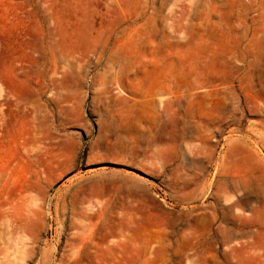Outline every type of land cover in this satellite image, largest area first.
Listing matches in <instances>:
<instances>
[{
	"label": "rangeland",
	"instance_id": "obj_1",
	"mask_svg": "<svg viewBox=\"0 0 264 264\" xmlns=\"http://www.w3.org/2000/svg\"><path fill=\"white\" fill-rule=\"evenodd\" d=\"M0 248L264 264V0H0Z\"/></svg>",
	"mask_w": 264,
	"mask_h": 264
},
{
	"label": "bare ground",
	"instance_id": "obj_2",
	"mask_svg": "<svg viewBox=\"0 0 264 264\" xmlns=\"http://www.w3.org/2000/svg\"><path fill=\"white\" fill-rule=\"evenodd\" d=\"M175 67H176V66H175ZM247 67H248V66H247ZM171 68H173V67H171ZM167 69H168V67H167ZM216 69H217V68H216ZM216 69H215L214 71H216ZM164 70H165V69H164ZM174 70L176 71V69H174ZM206 70H207V69H206ZM206 70H205V71H206ZM212 70H213V69H212ZM240 70H241V69H240ZM193 71H194V70H193ZM244 71H245V70H244ZM244 71H243V73H244ZM207 72H208V70H207ZM212 72H213V71H212ZM192 73H193V72H192ZM197 73H198V70H197ZM199 73H200V72H199ZM213 73H214V72H213ZM219 73H220V72H219ZM221 73H222V72H221ZM205 75H206V73H205ZM214 75H215V74H214ZM216 75H217V74H216ZM216 75H215V76H216ZM191 76H192V75H191ZM220 76H222V74H221V75H217V78H219ZM223 76H224V75H223ZM247 77H248V76H247ZM215 78H216V77H215ZM215 78H214V80H215ZM250 78H251V77H250ZM205 80H206V79H205ZM208 80H209V79H208ZM224 80H225V77H224ZM210 81H212V80H210ZM205 82H206V81H205ZM203 84H204V83H203ZM207 85H208V84H207ZM214 85H215V84H214ZM195 86H196V84H195ZM208 86H209V85H208ZM156 90H157V89H156ZM156 90H155V91H156ZM158 90H159V89H158ZM159 91H160V90H159ZM156 92H157V91H156ZM210 93H211V92H210ZM211 95H212V94H211ZM211 95H209V96H211ZM206 97H208V95H207ZM206 97H205V98H206ZM203 98H204V97H203ZM205 98H204V99H205ZM210 98H211V97H210ZM208 99H209V98H208ZM171 101H173V100H171ZM180 101H181V100H180ZM166 104H167V101H166ZM166 104H165V105H166ZM169 104H170V103H169ZM177 105H178V104H177ZM171 106H173V104H172ZM164 110H165V109H164ZM219 112H220V110H219ZM221 112H222V111H221ZM214 113H215V112H213V114H214ZM259 113L261 114V112H259ZM191 114H192V113H191ZM191 114H190V115H191ZM217 114H218V113H217ZM227 114H228V113H226L225 115L227 116ZM257 114H258V112H257ZM257 114H256V115H257ZM190 115H189V116H190ZM211 115H212V113H211ZM258 115H259V114H258ZM207 116H208V115H207ZM209 116H210V114H209ZM215 117H216V116H215ZM224 117H225V116H224ZM232 117H233V116H232ZM189 118H190V117H189ZM198 118H199V116H198ZM203 118H204V117H203ZM226 118H228V117H226ZM207 120H208V119H207ZM210 120H211V119H210ZM217 120H218V119H217ZM221 121H222V119H221ZM224 121H225V120H224ZM225 123H226V121H225ZM214 124H215V122H214ZM219 124H220V123H219ZM219 126H220V125H219ZM138 130H139V129H138ZM106 146H107V145H106ZM106 148H107V147H106ZM103 149H104V148H103ZM111 149H114V148H111ZM109 150H110V149H109ZM109 150H108V152H109ZM103 151H104V150H103ZM115 151H116V150H115ZM104 152H105V151H104ZM117 152H118V151H117ZM115 153H116V152H115ZM107 154H108V153H107ZM108 155H109V154H108ZM1 252H2V248H0V253H1Z\"/></svg>",
	"mask_w": 264,
	"mask_h": 264
}]
</instances>
